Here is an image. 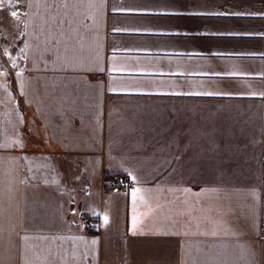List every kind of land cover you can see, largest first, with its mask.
<instances>
[{
    "label": "crops",
    "instance_id": "1",
    "mask_svg": "<svg viewBox=\"0 0 264 264\" xmlns=\"http://www.w3.org/2000/svg\"><path fill=\"white\" fill-rule=\"evenodd\" d=\"M12 10L0 53L19 57L30 37ZM85 23L82 65L18 60L23 95L0 55V143L23 145L0 148V264H21L26 229L56 264H185L196 248L207 264H264V0H105ZM115 175L132 187L110 189Z\"/></svg>",
    "mask_w": 264,
    "mask_h": 264
},
{
    "label": "snow or ice",
    "instance_id": "2",
    "mask_svg": "<svg viewBox=\"0 0 264 264\" xmlns=\"http://www.w3.org/2000/svg\"><path fill=\"white\" fill-rule=\"evenodd\" d=\"M23 4L27 8V11L20 13L15 10L19 5ZM7 7H12L14 10L10 12V17L14 23V27L17 30V35H26L30 37L26 40L24 46L20 48V56L17 57L9 52L8 47L3 48L2 55L6 57L10 62V66L13 69H19L15 72V78L20 82L21 94H24V70L19 68L18 60L29 59L33 67L40 68L43 66L47 71L49 67L56 70V66H59V70L63 71L69 67H75L82 65L84 57L80 55L84 51V36L82 35L86 29L91 26L86 24L85 21L91 19L95 21L97 15L102 13L105 7V0H15V4L12 0H0V10H4ZM114 11H125L122 8H114ZM173 15H205V13H171ZM209 15H228V13H207ZM231 15H244L243 13H231ZM22 16L25 18L22 20ZM25 30L31 28V32L20 31L21 25ZM94 26V25H92ZM113 31H127V29L114 28ZM244 35H250V33H243ZM229 35H240V33H229ZM0 36L6 38V33L0 28ZM35 41L33 44L32 41ZM31 50V55H29ZM115 51V50H114ZM214 55H223L222 53H214ZM0 69H4V64L0 63ZM91 70V69H90ZM99 71H105L103 67H98ZM125 69L119 66L116 62L115 56L112 58V65L110 71L112 73L123 72ZM219 75V73H214ZM228 75H236L235 72L227 73ZM7 70L0 71V76H8ZM113 85L109 86V91L115 92L118 90L115 85L116 77H112ZM0 87L7 90V85L0 83ZM100 87H103L100 85ZM204 95H214L217 93L205 92ZM264 95V94H262ZM14 146L22 147V142L17 140H11L6 138L4 143H0V148H11ZM132 179L135 181L136 177ZM185 191H190L185 189ZM141 189H132V200L135 209V203L137 199L143 200V196L139 193ZM105 223L108 222L107 216H105ZM138 219L133 216L132 234H136ZM179 235L180 233H174ZM185 232L184 235H188ZM194 235L196 233H193ZM20 236L19 233L16 234ZM199 235H211L216 236L218 232L213 229H209L206 232H199ZM23 242V252L20 256L21 264H56L59 253L55 255L51 248L37 245L35 247L30 244L33 239L40 241H47L49 239L46 235L33 236L29 234L27 229L24 235L20 236ZM53 239H66V237H54ZM96 241L93 240L92 244ZM198 255H189L185 264H207V258L203 252V249L196 248L194 250ZM62 258V257H60ZM82 259L84 257H76Z\"/></svg>",
    "mask_w": 264,
    "mask_h": 264
},
{
    "label": "built area",
    "instance_id": "3",
    "mask_svg": "<svg viewBox=\"0 0 264 264\" xmlns=\"http://www.w3.org/2000/svg\"><path fill=\"white\" fill-rule=\"evenodd\" d=\"M131 187H132V183L130 179L126 176L116 175L111 179L110 189L127 191ZM81 217L86 226L89 225L94 226L97 223L96 217H94L91 214L82 213Z\"/></svg>",
    "mask_w": 264,
    "mask_h": 264
},
{
    "label": "rangeland",
    "instance_id": "4",
    "mask_svg": "<svg viewBox=\"0 0 264 264\" xmlns=\"http://www.w3.org/2000/svg\"><path fill=\"white\" fill-rule=\"evenodd\" d=\"M0 13H1V11H0ZM25 133H26V131H25ZM28 134V133H27ZM112 190H115V189H112Z\"/></svg>",
    "mask_w": 264,
    "mask_h": 264
}]
</instances>
